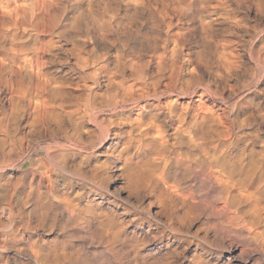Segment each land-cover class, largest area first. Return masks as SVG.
<instances>
[{
    "label": "clouds",
    "instance_id": "obj_1",
    "mask_svg": "<svg viewBox=\"0 0 264 264\" xmlns=\"http://www.w3.org/2000/svg\"><path fill=\"white\" fill-rule=\"evenodd\" d=\"M0 264H264V0H0Z\"/></svg>",
    "mask_w": 264,
    "mask_h": 264
}]
</instances>
